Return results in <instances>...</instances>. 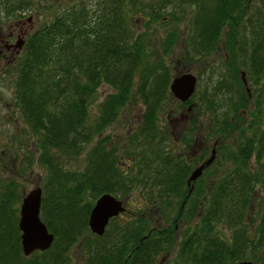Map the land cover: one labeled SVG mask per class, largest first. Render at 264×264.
Wrapping results in <instances>:
<instances>
[{"label":"trees","instance_id":"trees-1","mask_svg":"<svg viewBox=\"0 0 264 264\" xmlns=\"http://www.w3.org/2000/svg\"><path fill=\"white\" fill-rule=\"evenodd\" d=\"M189 1L198 5L192 30L195 42L198 40L195 47L202 51L217 46L223 27L238 12L242 13L238 42L232 43V35L223 42L228 61L234 59L233 68L228 61L227 64L232 73L235 68L242 69L249 81L260 85L261 97L255 94L264 99V0H257L260 2L257 9L248 10V14L243 12L250 0ZM0 2V13L6 18L14 15L20 18L31 5L29 0ZM125 2L128 3L127 0H74L64 4L51 19L24 35L12 62H5V67L13 70L14 103L35 137L37 162L44 170L39 219L53 234L51 247L41 253L33 252L22 264H68L65 252L84 233L90 232L86 222L94 200L104 193L115 196L118 190L125 196L130 189L132 176L119 171L114 148H105L106 142L99 134L115 121L134 94L136 73H140L138 91L144 111L135 150L140 163L143 161L145 174L142 171L141 174L145 177L154 172L159 176L153 185L158 199L154 203L163 204L166 199L165 203L170 205V199L181 198L176 217L177 220L182 217L185 231L178 241L173 264H234L243 260L264 264V124L261 123L264 105L256 99L253 112L248 113L243 104L253 94L244 95L237 102L231 101L230 107L220 113H210L202 137L217 141L218 157L214 162L223 169L214 181L207 176L213 175V170H206L199 184L188 193L184 179L191 165L168 155L172 150L168 146L164 150L162 145L168 135L159 137L154 125L160 112L166 111L165 105L174 102L168 90L171 74L160 57L156 64L141 70L148 46L141 38L142 33L134 35ZM131 4L136 5L135 1ZM158 6L159 11L161 5ZM136 8L153 22L158 15L155 6L145 1ZM244 23L248 24L247 28ZM172 44L173 32L161 39L162 54L168 55L166 52ZM233 54L238 56L230 57ZM235 82L226 87L232 88ZM102 84L110 91L97 101V89ZM205 98L210 99L204 94L201 100ZM189 100L179 101L178 105ZM92 104H95L94 115L90 111ZM177 109L178 106L173 107V111ZM172 112L167 111L168 117ZM244 112L251 116L249 122ZM193 120L188 124L191 133ZM233 121L235 124L231 125ZM232 134L236 136L232 146L224 144ZM181 139L188 146L185 133ZM92 141L84 154L81 171L63 167L66 157L78 156ZM145 150L154 155L151 158L144 155ZM251 157L254 169L249 167ZM206 177L209 185L204 183ZM146 184H142L143 189H148ZM256 186L262 188L263 196L255 201ZM14 187L0 188V264H21L17 215L13 208V203L19 202V194ZM86 193L91 195L90 201L86 200ZM195 216L197 221L190 224ZM114 219L109 222L113 223ZM219 223L231 231L228 241L218 234ZM116 226L110 240L104 238L105 229L102 236L92 233L98 242L89 244L85 264H153L156 256L171 243L172 231L148 229L142 220Z\"/></svg>","mask_w":264,"mask_h":264},{"label":"rangeland","instance_id":"rangeland-1","mask_svg":"<svg viewBox=\"0 0 264 264\" xmlns=\"http://www.w3.org/2000/svg\"><path fill=\"white\" fill-rule=\"evenodd\" d=\"M2 1V0H0ZM31 1L30 9L23 11L20 15V18L17 15L10 16L6 18L2 12L0 13V50L2 48L1 40L5 39L8 36V31L12 30L14 35L9 39V46L13 44L17 39H21L24 35H27L28 32L39 24L47 21L54 13L60 11V8L64 4L71 3L74 0H29ZM93 1V0H92ZM135 1V7L131 6V2ZM145 1L146 4L151 3L154 8V12H158L154 22L148 18V15L142 16L141 12L137 10L136 6L140 5V2ZM89 1L88 3H90ZM125 2L126 9L128 10L129 16L131 19V28L133 29L134 35L137 33L143 34L141 36L144 39V44L148 46V53L146 58L143 57V64L141 70L144 71L147 65L156 64L158 58H162L165 68L171 74V78L180 73H190L195 79V91L190 97V105L193 110L190 111V114L187 117H190L197 114L196 124L197 129H199L200 142L196 143V146H188L187 153L191 155L196 151L199 154V159L201 162L208 158L210 150H212L213 138L212 140H204L202 137L203 131L206 130L208 121L210 118V113H220L224 109H227L231 105V101L237 102L238 97L248 96L251 97V100H248L243 105L248 109V113L253 112V103L256 102V99L260 100V104L264 105V99L259 98V86L256 82L249 81L247 75H245L244 70L235 68L234 73L231 72L228 64L233 68V60L228 61L227 53L223 48V42L225 43L227 39L232 35L233 42H238V29L241 28L240 16L242 13L238 12L231 22H228L223 27L222 36H220V42L217 46L212 49H199L195 47L198 40L194 37V31L192 30L193 18L195 16L196 3L190 2L189 0H127ZM1 3V2H0ZM260 2L257 0H250L246 4V9L243 13L248 14V10L252 12ZM130 4V5H129ZM161 5L160 10L158 8ZM60 6V7H59ZM158 6V7H157ZM161 11V12H160ZM247 11V12H246ZM264 13V10H262ZM149 19V21L147 20ZM246 24V23H244ZM248 24L245 25L247 28ZM173 32V44L168 49L166 54H162L160 50L161 39L165 38L166 34ZM246 36V35H245ZM249 36V35H248ZM18 37V38H17ZM194 37V38H193ZM247 36L245 37L246 40ZM200 40V38H198ZM248 39V38H247ZM237 42H236V41ZM196 49V51H193ZM17 49L13 47V51L6 52L5 58L0 62V188L4 185L7 187L12 185L15 186L14 190L19 194V202L13 203V208L16 210L15 213L18 219V208L20 204V199L22 195L29 189L33 187H40L44 183V170L42 166L37 162V153L34 150V138L31 135V132L21 117L15 103L13 96L12 82L13 79V70L9 67H5V62H12L14 55H16ZM15 53L14 55H12ZM242 56V54H240ZM238 56V55H237ZM236 54L231 55L230 57H237ZM228 61V64H227ZM227 65V66H226ZM6 71V72H5ZM233 71V70H232ZM241 73L244 75L241 76ZM140 74V73H139ZM139 74L136 73L134 79L135 92L131 96L130 100L126 105L120 109L117 118L108 127L104 128L99 134L100 139L105 140V148L108 150L114 148L115 156L118 157V163L115 162L121 173H124L128 176H132L133 181L131 182V187L127 191L125 196L119 194V190L116 192L115 197L121 202H124L125 211L122 214H118L113 223L111 221L105 228L104 236L107 240H110L111 235L113 234L116 225H123L124 222L139 220L144 221L147 225V228H155L156 230L172 231L171 243L167 249L160 252L153 264H173L176 259L178 241L181 239L182 234L185 231V223L181 220H177L178 228H175V223L173 222L174 217L176 216L177 207L181 203V198L170 199V205L166 204V199L163 204L154 203L158 202V199L155 196L156 189L154 182L156 181L157 174L151 172L145 174L143 170V161H139L136 156V134H139V126L142 123V96L138 91V78ZM241 78L244 79L245 85H242ZM171 80V79H170ZM235 80V84L232 88H227L226 85ZM221 82V84H220ZM219 87H218V86ZM217 86V87H216ZM216 90L214 91V89ZM232 89V90H231ZM235 89V91H234ZM110 89L104 84L100 85L97 89V101L101 100ZM219 91V93H218ZM259 96H257L255 93ZM204 94L209 96L212 100L205 98L206 100H201L204 97ZM238 95V96H237ZM173 97V96H172ZM219 98V99H218ZM174 102L165 105L164 110L160 112L155 125V130L158 132V136L167 134L168 137H165V141L162 143L164 150L168 146L172 151L168 153L171 157L174 154H177L178 150L181 151V137L183 134V125L185 120L177 119V112L173 113V107L177 108L178 100L173 97ZM208 99V100H207ZM216 99V100H213ZM217 99L219 101H217ZM258 100V102H259ZM96 104V103H95ZM95 104H92L90 111L94 115ZM189 104V103H188ZM205 106L208 109H202L200 107ZM229 106V107H228ZM178 108H181L178 106ZM253 108V109H252ZM200 109V113H199ZM211 110V111H210ZM167 111H171L169 117ZM246 112V111H245ZM244 112V115L248 117ZM251 112V113H252ZM250 113V114H251ZM177 117V118H176ZM194 117V116H193ZM251 116L248 118L250 121ZM189 121V120H188ZM186 122L185 126L189 124ZM264 124V116L261 119V123ZM235 124V121L231 122V125ZM263 124L261 126H263ZM232 134V137H225L223 141L224 144L232 146V143L235 142L236 136ZM95 140V139H94ZM220 140V139H219ZM223 140V139H222ZM220 142V141H219ZM93 144V141L86 145L82 152L78 156L66 157L63 163V167L71 171H81L83 168V157ZM220 144V143H218ZM140 148L141 145H140ZM140 148H137L140 151ZM183 148V147H182ZM169 151V149H168ZM203 151V154H202ZM192 152V153H191ZM144 155H149V152L145 150ZM197 154V153H196ZM202 154V155H201ZM154 154H150L151 156ZM176 160H179L180 157L175 156ZM197 156H194V158ZM218 153L215 150L214 161H216ZM181 158L180 161H182ZM195 160H197L195 158ZM148 164L151 163L149 160ZM157 162V161H156ZM158 163V162H157ZM197 161L194 163V165ZM213 165L211 171L213 175L208 174L211 180L214 181L216 177L221 174V169L216 165V162ZM227 165V164H224ZM215 167H218V172H215ZM249 167H254L253 157L249 160ZM141 170H140V169ZM151 168H154V164L151 165ZM254 169V168H253ZM144 172H143V171ZM143 174H141L142 172ZM139 179V180H138ZM144 179H147L146 181ZM11 183V184H9ZM148 183L145 186L147 188H142V184ZM204 183L206 185L210 184V180L205 178ZM154 185V186H153ZM121 190V189H120ZM206 188L204 187L205 191ZM126 193V192H125ZM255 196L253 199L259 200L263 196V191L260 186L255 187ZM122 196V197H121ZM86 200H91V195L86 193ZM153 202V203H152ZM252 205V203H251ZM197 217L193 219L190 224H195ZM218 234L228 241L230 239L231 231L225 228L222 224L216 225ZM19 233V231H18ZM19 236V235H18ZM94 235L90 232L84 233L81 238H79L65 253L67 257L68 264H85L86 253L89 251V244L98 242ZM20 242V241H19ZM102 242V241H101ZM19 244V243H18ZM19 255L18 262L22 264V261H25L29 257L23 256L20 246H19ZM35 256V255H34ZM34 258V257H33ZM31 260V258H30Z\"/></svg>","mask_w":264,"mask_h":264},{"label":"water","instance_id":"water-1","mask_svg":"<svg viewBox=\"0 0 264 264\" xmlns=\"http://www.w3.org/2000/svg\"><path fill=\"white\" fill-rule=\"evenodd\" d=\"M22 39H17L13 43V47L17 50L22 45ZM241 76L244 75L241 73ZM242 84L245 85V81L241 78ZM195 77L187 72L180 73L171 78L168 84L169 93L178 100V102H184L189 100L193 94L195 88ZM189 109V108H188ZM215 142L212 145V150L209 152L208 158L202 163L192 169L187 177V184L196 180L203 169L213 162L215 156ZM41 199V188L33 187L26 191L21 199L18 208L17 228L19 231V246L23 256L27 257L35 251L47 250L52 245L53 234L50 233L45 224L39 219V208ZM125 211L124 202L120 201L109 193L101 194L97 197L91 209L87 215V227L91 234L102 236L105 227L108 225L109 220L116 217L118 214H122ZM234 264H253L251 261H239Z\"/></svg>","mask_w":264,"mask_h":264},{"label":"flooded vegetation","instance_id":"flooded-vegetation-1","mask_svg":"<svg viewBox=\"0 0 264 264\" xmlns=\"http://www.w3.org/2000/svg\"><path fill=\"white\" fill-rule=\"evenodd\" d=\"M8 36H6L5 37V39H3V40H1V42H2V48H1V50H0V62H1V60H3L4 58H5V54L4 53H6V52H11V51H13V44H11L10 46H9V43H8V41H9V39H11V37L14 35V32L12 31V30H10V31H8V34H7ZM18 38V37H17ZM15 53H13L12 55H14ZM15 56V55H14ZM242 81V80H241ZM185 102V101H184ZM178 106H180L181 108H179V109H177V110H175V111H173V113H175V112H177V115H178V118L177 119H182V120H185V124H186V122L188 121L189 122V124H190V122L193 120L194 121V123H193V130H192V133L190 132L191 130L190 129H188V125L187 126H185V124L183 125V134L185 133L186 135H187V137L189 138V141H188V146H190V148L191 147H194V146H196V143L197 142H200V137H199V135H200V133H199V129H197V122H196V120H198L197 119V114H195V115H193V116H191L190 117V119H189V117H187V115H189L190 114V111L192 110V106L190 105V102H189V104L186 102V103H184V104H179ZM189 108V109H188ZM183 134H181L182 135V137L181 138H183ZM181 141H182V139H181ZM180 141V142H181ZM183 142V141H182ZM215 143H217V141H214ZM213 142V143H214ZM182 145H181V151H179L178 150V152H177V154H175V156H178V157H180V159L181 158H183V160H185L186 162H187V164H189V165H191V167H190V169H189V171H188V174H187V176L185 177V179H184V186L186 187V188H188V190H187V192L189 193V192H191V189L193 190L194 188H195V186L197 185V184H199L198 183V181L200 180V177H201V175H203V173H205V171L206 170H210V169H212V167H211V165L213 164V162H211V164L210 165H208L207 167H205L204 169H203V172L201 173V175L196 179V180H194L193 181V183L192 182H189V184H187L186 182V180H187V177H188V175H189V173L190 172H192V169L193 168H195L197 165H199L200 163H202L201 162V160H198L199 159V154H198V152L196 151V153L194 154V152L191 154V155H189L188 153H187V148H188V146H186L185 144H183V143H181ZM213 145V144H212ZM215 146H216V144H215ZM183 147V148H182ZM194 156H197V157H195L197 160H195V158H194ZM197 161V163L194 165V163ZM180 217L181 216H179V220H181L182 219V217H181V219H180ZM175 220L177 221V217L175 216L174 217V220H173V222L175 223V225H174V227L175 228H178V224L175 222Z\"/></svg>","mask_w":264,"mask_h":264}]
</instances>
